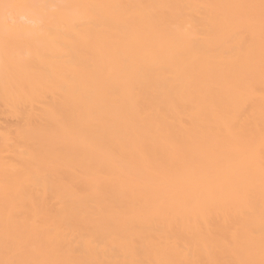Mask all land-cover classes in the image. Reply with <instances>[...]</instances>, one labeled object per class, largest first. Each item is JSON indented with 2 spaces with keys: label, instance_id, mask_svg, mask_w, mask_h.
<instances>
[{
  "label": "bare ground",
  "instance_id": "bare-ground-1",
  "mask_svg": "<svg viewBox=\"0 0 264 264\" xmlns=\"http://www.w3.org/2000/svg\"><path fill=\"white\" fill-rule=\"evenodd\" d=\"M0 264H264V0H0Z\"/></svg>",
  "mask_w": 264,
  "mask_h": 264
}]
</instances>
